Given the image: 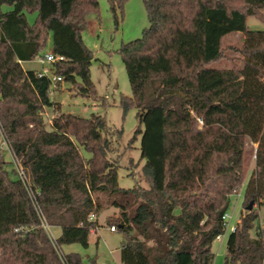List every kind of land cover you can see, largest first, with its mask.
I'll return each instance as SVG.
<instances>
[{
    "label": "trees",
    "instance_id": "obj_1",
    "mask_svg": "<svg viewBox=\"0 0 264 264\" xmlns=\"http://www.w3.org/2000/svg\"><path fill=\"white\" fill-rule=\"evenodd\" d=\"M108 1L123 15L126 0ZM142 1L148 27L120 49L132 93L120 106L124 115L137 110L147 188L122 189L107 119L62 113L50 98L62 82L52 88L21 64L50 45L65 58L54 73L78 95L100 100L93 53L82 39L98 0H0V264L82 262L78 253L59 256L3 157L5 143L39 192L48 224L60 228L61 251L88 248L100 211L118 210L108 223L122 235L121 264H213L212 245L225 233L223 216L253 156L245 213L228 237L225 264H264V230L255 225L264 205V31L247 27L248 17H264V0ZM232 33L240 43L223 46ZM221 61L228 68L210 67ZM46 108L56 111L50 124ZM21 227L29 230L16 232Z\"/></svg>",
    "mask_w": 264,
    "mask_h": 264
},
{
    "label": "rangeland",
    "instance_id": "obj_2",
    "mask_svg": "<svg viewBox=\"0 0 264 264\" xmlns=\"http://www.w3.org/2000/svg\"><path fill=\"white\" fill-rule=\"evenodd\" d=\"M98 14L90 13L87 16V28L82 33V39L86 47L93 53V61L90 67L91 79L97 95L101 98L95 100L78 95L77 88L62 82L51 92L50 98L54 104L61 108L62 113H69L81 118H90L92 115L105 117L113 137L114 153L111 159L119 162L118 183L122 189H132L136 186L147 188L146 181L142 175L145 160L141 157L142 134L136 136L139 128L137 110L131 109L126 115L120 106L122 97H131V87L126 74L125 66L120 55V49L124 44L141 38L144 29L148 27V19L142 0H126L123 7V15L120 9L113 13L108 0H98ZM264 14V11H263ZM37 14H28L27 20L33 25ZM247 27L252 31H264V17H248ZM241 38L238 34H229L222 40L223 46L239 44ZM50 45L47 48L49 50ZM50 51V50H49ZM43 55V54H41ZM27 70L35 69L42 71L38 60L26 63ZM212 68H228L225 61L213 63ZM50 68V67H47ZM52 70V68H50ZM54 73V71L52 70ZM106 99L107 105L103 104ZM56 115L54 108H46L43 112L44 120L50 124ZM143 129V128H142ZM121 131V135H118ZM136 136L135 139H133ZM2 154L4 159L10 163L9 169L15 168V163L6 145H3ZM90 157L89 154H85ZM253 156L248 157L245 182L238 193L230 198L228 210L227 228L225 233L216 239L212 245L215 254L213 264H225L226 244L230 233L236 227L243 208L245 185L254 171ZM105 201V196L100 195ZM106 206V203H104ZM259 218L255 225L264 230V205L258 208ZM118 210L105 207L97 215L98 230L91 231L89 247L84 248L80 244L64 245L62 252L78 253L81 264H121L120 248L122 235L119 232H111L109 219L117 215ZM52 234L60 235V228L51 227ZM254 235V232H252Z\"/></svg>",
    "mask_w": 264,
    "mask_h": 264
},
{
    "label": "built area",
    "instance_id": "obj_3",
    "mask_svg": "<svg viewBox=\"0 0 264 264\" xmlns=\"http://www.w3.org/2000/svg\"><path fill=\"white\" fill-rule=\"evenodd\" d=\"M37 60H38V63L41 66H43L42 67L43 68L42 71L38 72L39 77H47L50 80V82H51L52 88H54L58 84V82H63L62 77L59 76V75H56L55 73H53L50 68H52L53 64L60 63V62L64 61L65 60L64 57L56 55L52 51H47L43 56L39 57ZM47 67H50V68H47ZM51 121H49V122H51ZM199 123L202 124V121L200 119H199ZM5 145L7 146L8 150L10 152V149H9L8 145L6 143H5ZM11 156H12L13 161L15 163V170H16V173H17V177L21 181L23 186L25 187V189H26V191H27V193H28V195H29V197L31 199V202H32V204H33V206L35 208V211H36V213L38 215V218L40 220L41 228H43V230L46 232L50 242L52 243V245L57 250V252H58L59 256L61 257V259H63V252L60 249H58L56 238L52 234V231H51L52 230L51 226L48 224L47 219L45 218V216H44V214H43V212H42V210H41V208H40V206L38 204L37 196L39 195V192L37 190L35 191L33 189L30 177L28 176L26 170L23 168L21 163L16 158H14L12 153H11ZM228 217H229V215L227 213V214H225L223 216V220L227 222ZM95 219H96L95 215L91 214L90 217H89V220L93 221ZM96 229L98 230V228H96ZM234 229L235 228H233L232 231H234ZM28 230L29 229L26 228V227H21L19 229H16V232H25L26 233ZM110 231L111 232H116V228L111 226L110 227ZM221 236H219L217 239H219Z\"/></svg>",
    "mask_w": 264,
    "mask_h": 264
},
{
    "label": "crops",
    "instance_id": "obj_4",
    "mask_svg": "<svg viewBox=\"0 0 264 264\" xmlns=\"http://www.w3.org/2000/svg\"><path fill=\"white\" fill-rule=\"evenodd\" d=\"M49 50L51 51V47L49 48ZM48 50V51H49ZM30 62H32V61H30ZM30 62H22L21 64H22V67L24 68V70H27L25 67H24V65L26 64V63H30ZM33 70H35V69H33ZM240 220V219H239ZM239 222V221H238Z\"/></svg>",
    "mask_w": 264,
    "mask_h": 264
},
{
    "label": "water",
    "instance_id": "obj_5",
    "mask_svg": "<svg viewBox=\"0 0 264 264\" xmlns=\"http://www.w3.org/2000/svg\"><path fill=\"white\" fill-rule=\"evenodd\" d=\"M252 207H253V206H252V204H250V206L248 207V209H249V210H251V209H252Z\"/></svg>",
    "mask_w": 264,
    "mask_h": 264
}]
</instances>
